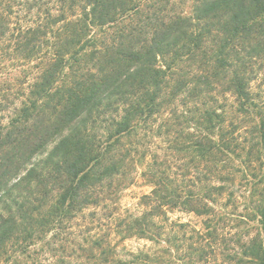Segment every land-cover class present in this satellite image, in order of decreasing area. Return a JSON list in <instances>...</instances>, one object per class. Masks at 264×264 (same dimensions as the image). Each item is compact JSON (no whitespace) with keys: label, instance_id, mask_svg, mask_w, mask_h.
Listing matches in <instances>:
<instances>
[{"label":"trees","instance_id":"trees-1","mask_svg":"<svg viewBox=\"0 0 264 264\" xmlns=\"http://www.w3.org/2000/svg\"><path fill=\"white\" fill-rule=\"evenodd\" d=\"M0 11V38L38 61L0 129V264H85L79 250L99 264H264V0H0ZM20 13L31 25L14 27ZM159 118L198 165L181 180L148 165V210L117 228L155 247L78 241L75 221L108 207ZM171 210L204 217L203 230Z\"/></svg>","mask_w":264,"mask_h":264},{"label":"rangeland","instance_id":"rangeland-1","mask_svg":"<svg viewBox=\"0 0 264 264\" xmlns=\"http://www.w3.org/2000/svg\"><path fill=\"white\" fill-rule=\"evenodd\" d=\"M186 11L190 10V3L184 6ZM17 10V9H15ZM20 15V17H19ZM6 15L0 11V24L5 19ZM34 16L26 15L25 13L13 15L12 21L14 27L17 24L23 26L31 25ZM18 27V26H17ZM38 71V61L36 59H26L25 55L16 48L15 40L7 41L0 38V129L5 126L14 111V108L20 107L25 100L28 90L27 87L33 81ZM259 85V91H264V75L260 78L255 86ZM219 105L226 104L228 107L222 111L232 112V107L235 105V99L232 94H222L218 98ZM221 112V111H220ZM165 118H159L153 126L152 132L148 137L138 144L140 150H136V163L129 175L125 179L116 184L114 193L108 196L107 208L89 206L85 210V214L80 216L75 221L74 230L76 233H82V237L78 241L83 242L82 238L88 240L92 237L108 241L117 246L118 251L127 249L134 253L147 251L155 244L146 239H141L139 236H128L120 233L117 226L123 223L131 216H138L148 210V207L143 205V198L149 195L154 190L153 175L149 173V166L153 162H157L158 166L163 165L162 169H166L172 179L181 180V174L186 172L189 167L191 177H197V162H192L190 158L180 154L173 149L172 143L168 142V137L175 135V130L167 131L165 126ZM174 131V132H173ZM146 154L145 158H141ZM170 167V168H169ZM196 175V176H194ZM127 177V178H126ZM109 195V192L106 193ZM240 211L242 209L240 208ZM170 222L189 224V230H203L204 217H198L194 213L185 212L182 210H171L168 213ZM125 238V239H124ZM86 241H84L85 243ZM75 257H80L85 264H99L93 260H83L85 257L83 251L79 250Z\"/></svg>","mask_w":264,"mask_h":264}]
</instances>
